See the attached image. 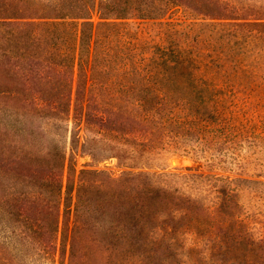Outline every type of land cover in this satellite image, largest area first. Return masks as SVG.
I'll list each match as a JSON object with an SVG mask.
<instances>
[{"label":"rangeland","instance_id":"rangeland-1","mask_svg":"<svg viewBox=\"0 0 264 264\" xmlns=\"http://www.w3.org/2000/svg\"><path fill=\"white\" fill-rule=\"evenodd\" d=\"M196 4L264 18V0ZM110 31V87L122 84L128 41L147 59L180 49L197 62L196 107L188 95L163 99L160 123L142 129L150 142H140L121 116L87 118L89 72L74 77L81 108L67 115L66 68L44 51L38 65L13 50L3 57L0 44V264H264V27L175 10ZM175 77L183 88L185 75ZM111 196L125 208L113 226L120 237L106 231ZM143 199L148 240L135 244L124 221Z\"/></svg>","mask_w":264,"mask_h":264},{"label":"trees","instance_id":"trees-1","mask_svg":"<svg viewBox=\"0 0 264 264\" xmlns=\"http://www.w3.org/2000/svg\"><path fill=\"white\" fill-rule=\"evenodd\" d=\"M198 1L97 0L95 5V0H0V35L7 38L5 43L0 42L4 47L3 57H12L13 50L14 53H19V57L28 55L30 62L38 65L37 54L41 51L49 52L51 65H56L59 70L65 67L68 73L70 86L66 95V112L67 115L68 112L72 113V116H76L81 108L78 99L80 87H77V91L73 90V79L75 76L79 79L83 73L89 72L92 84L87 89V118L104 121L121 116L126 136L149 143L142 129L155 128L160 123L162 114L168 107V104L162 102L163 99L180 94L186 97L188 95L191 98L189 102H192L202 92L196 82L197 75L194 74L197 62L186 52L171 48L168 49L169 52L157 49L160 52L158 58L147 59L139 52L141 47L128 41V50L122 57L120 71L122 84L110 87L108 79H102L110 68L107 65L110 29L116 21L157 20L175 10L183 12L188 18L226 21L233 27H264V22L261 21L264 18H258L247 10L225 6L201 7L196 4ZM94 13L99 20L97 26L91 21ZM13 40L17 47L9 45ZM60 58L66 60L64 65ZM179 75H185L181 77L185 80L183 88L171 86L175 78H179L175 76ZM97 80H100L99 85L95 83ZM149 81L154 82L152 87L144 84ZM191 105L196 107V104ZM111 197L110 201V198L105 201L112 218V225L106 231L113 237H118L121 233L116 232L113 226L115 220L122 217L125 208L117 204L119 197ZM134 198L141 202L139 197ZM145 201L147 199H143V204H138L136 210H126L128 217L127 222L124 221V227L128 231L124 234L132 240L131 243L148 240V235L143 237L148 223L144 213L150 210V204H144ZM131 220H134L132 225ZM53 232H57V226Z\"/></svg>","mask_w":264,"mask_h":264}]
</instances>
